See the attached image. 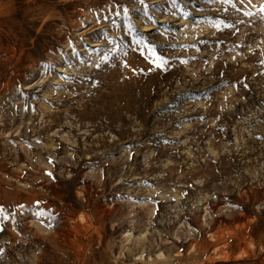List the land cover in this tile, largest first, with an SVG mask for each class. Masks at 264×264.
<instances>
[{
	"label": "rangeland",
	"instance_id": "1",
	"mask_svg": "<svg viewBox=\"0 0 264 264\" xmlns=\"http://www.w3.org/2000/svg\"><path fill=\"white\" fill-rule=\"evenodd\" d=\"M261 4L0 0V264H264Z\"/></svg>",
	"mask_w": 264,
	"mask_h": 264
},
{
	"label": "snow or ice",
	"instance_id": "2",
	"mask_svg": "<svg viewBox=\"0 0 264 264\" xmlns=\"http://www.w3.org/2000/svg\"><path fill=\"white\" fill-rule=\"evenodd\" d=\"M227 2V0H226ZM241 4L244 3V0H240ZM235 6V5H233ZM260 11L264 12V4H261ZM246 16H251L253 13L251 11H245L244 13ZM224 23L223 21H220L216 26L219 27L220 24ZM137 46L141 48L142 52H146L148 55V58L151 60V63L155 65L157 68L165 69L166 66L169 65V59L160 51L157 50L155 46L151 43V41H144V40H137L136 41ZM107 57H103V59H106ZM180 63L187 64V60H181ZM264 63V61H262ZM125 66L127 67V63H125ZM133 71H136V69H133ZM48 175H52V173H48ZM39 203V202H37ZM44 211L38 210L37 212L33 213V216L39 220V222L43 223V219H41L44 216ZM0 215H3L4 219H8V215L5 214V209L0 206ZM48 227H51V224L46 225ZM2 230V228H0ZM2 251V250H0Z\"/></svg>",
	"mask_w": 264,
	"mask_h": 264
}]
</instances>
